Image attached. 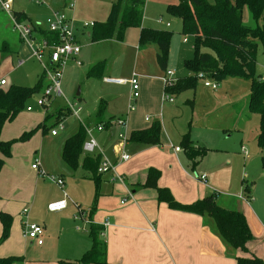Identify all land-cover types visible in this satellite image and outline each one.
I'll list each match as a JSON object with an SVG mask.
<instances>
[{"label":"rangeland","instance_id":"374dc122","mask_svg":"<svg viewBox=\"0 0 264 264\" xmlns=\"http://www.w3.org/2000/svg\"><path fill=\"white\" fill-rule=\"evenodd\" d=\"M115 1L76 0L75 17L81 24L104 22L109 16L111 5ZM208 1L213 2L214 0ZM44 2L45 4H37L33 0H15L14 10L25 11L33 19L32 23L41 24V27L46 30V19L50 15V8L63 9L68 0H44ZM178 2L179 0H145L143 15L144 26L169 30L173 33L167 70L174 71L176 79L185 78L189 75L185 62L193 56L194 44L192 35L182 33L181 20L168 12V6ZM244 23L247 25L254 24L248 9L244 10ZM44 32L41 31L35 34L38 43L43 40V37L47 36ZM139 36L140 28L131 27L126 30L122 43L118 41L115 43H98L96 41V46H91L90 43L84 45L81 53L82 65L77 66L69 61L64 70L61 80L63 96L53 95V102L50 106L39 105L38 100L43 96L45 87L49 84V80L45 79L44 86L26 101L24 110L13 120L4 123L1 138L6 141H13V143L9 155L0 153V157L5 162L3 169L0 171V178L2 180V178L7 177L12 180V183L14 182L15 186L13 184L9 186L10 196L0 198V210H3L1 206L4 201L19 206L21 202L14 203V201H22L27 196L32 198L36 191L37 181L41 182L39 192L44 196L48 197L59 193L56 183L51 181L48 175L55 176L61 173V169H65L63 172L66 180V192L70 193L68 189L84 191L85 202L82 203V207L86 211H90L97 200L95 197V183L83 180V188L78 187L77 180L68 175V170L64 167L61 158L58 157V151L66 141L69 132L79 126L80 122L69 110L68 101L83 107L80 114L82 120L88 112L92 113L90 122H100L105 117H112L113 119L104 122L106 125H109L112 120L117 119L123 113L129 112L130 88L128 84L107 83L103 81V77L88 78L87 73L93 67L95 61L107 59L112 64L107 76L128 79L134 71L140 74L141 69L138 67L137 59ZM157 52L158 47L154 45L153 54H147L145 59H150L151 55L156 60ZM20 60L23 61L21 65H19ZM43 63H47V59L40 61L34 56L31 46L20 38L19 33L14 28L11 16L0 10V79H5L8 82L6 86L4 85V88L9 87L11 84L35 85L38 74L43 70ZM142 65L143 63H141ZM157 66L158 72L162 73L163 70L159 65ZM256 75L264 77V52L261 46L257 55ZM141 77L139 81L142 79ZM205 80L216 82L209 78ZM205 80L198 77L193 88L183 90L175 95H164L163 89H160L157 98H155L154 93L140 96L137 104L138 110L135 113H130L128 129L136 127L147 116L152 119L148 126L150 127L155 122L154 116L156 115L161 122L162 143L156 150L159 156L156 155L155 150L150 149L134 156V149L129 145L126 152L131 154L132 158L126 163H121L122 167L120 166L119 169H125L124 173L127 175L133 169H137L138 165L146 160V157L155 159L163 156L166 157V170L164 168L166 179L169 177L171 181H178L189 186L190 184H201L198 178L202 171L213 169V167L220 168L216 178L226 187L218 186V192L214 193L218 198V202L223 204L225 194L236 195L237 191L242 194L244 176L246 175L248 180L257 179L253 177L257 175L256 171L263 166L262 156H257L249 145V142H253V144L255 141L257 142L260 131V115L251 111L248 106L250 80L242 77H228L217 82V89L205 86ZM169 96L175 98L173 103L168 100ZM101 100L106 101V113L103 117H97L96 109ZM28 107L32 109L28 110ZM47 111L49 114H46V119L49 120L44 122L43 116ZM60 119L63 120L64 128H61ZM58 121L59 123H57ZM51 124L59 132L56 137H48L45 133V129ZM86 125L94 128L87 122ZM117 131L119 133L121 129L118 127ZM27 132L32 133L28 137H23L24 133ZM185 133L189 134L190 139L195 144L223 151L210 150L199 162L196 169L192 170L182 144ZM105 135L106 132L99 137L98 141L103 139ZM127 141L129 140L127 139ZM242 145L247 149L248 154L246 157H244L245 153L242 150ZM176 147L181 148L182 152L177 154ZM143 148L150 147L144 145ZM104 153L110 161L115 160L117 153L112 143L107 146V151L105 150ZM227 156L233 158L231 164L226 163ZM36 157L40 159L43 171L49 173L44 177L40 174L43 178L38 176V171L32 169ZM12 163L14 164L13 170L10 169ZM160 169L162 171V168ZM14 170L15 174L13 173ZM93 184L94 193L90 197L86 194V191L87 189L90 190ZM227 187H230V189ZM253 198L250 199V203L255 202ZM123 202H125V199ZM72 204L77 213V204ZM76 213L73 212L71 219L68 216L62 218L52 217L47 223L51 224L52 227L63 229L70 222L72 224L75 222L78 227L77 241L81 243L85 238V242H88L87 238H89L91 228L87 223L83 224L84 221L80 219L81 217L74 220V214ZM46 226L47 228L42 237L45 245L43 247L27 245L22 239L21 221L19 220L16 223L13 218L9 237L0 243V257L20 256L23 258V262L25 261L24 264H59L61 260L74 261L82 257V254H73L74 248L70 244L66 230L62 233L60 239L57 237L53 240H47L46 230H48V225ZM1 233L2 225L0 222V236ZM19 264L23 263L19 262Z\"/></svg>","mask_w":264,"mask_h":264},{"label":"crops","instance_id":"0c3cea01","mask_svg":"<svg viewBox=\"0 0 264 264\" xmlns=\"http://www.w3.org/2000/svg\"><path fill=\"white\" fill-rule=\"evenodd\" d=\"M74 11L75 9L71 12V14L75 17ZM28 16L30 17L32 22L33 19L29 14ZM142 26H144L143 20ZM91 30L92 27L83 28V25L79 23V21H77L76 35L79 43L81 44V51L77 56V59L81 61V64L78 65L76 63V60L74 59L70 60L77 66L82 65L81 53L83 46L89 43L91 46H96L97 44L96 41L94 42L90 38ZM116 41L121 43L123 42L113 38L98 41V43H115ZM137 46L138 67H140L141 73L138 74L136 71L134 72L138 74L139 78L141 77V74H143L141 77L142 79L139 81L140 96L152 95L154 93L155 98H157V93L160 89H163V93L165 95L163 82V76L165 74V71L159 73L157 59L154 60L151 57L154 51V44L149 43L147 45ZM149 53H151L150 59H145V56ZM46 56L44 57V59L46 58L47 62H49V57L48 55ZM103 60L107 63V67L103 75L104 81V78L110 77L107 76V73L110 72V67H112V64L107 59L95 61L94 64ZM20 62H22L21 64H23V61L20 60L19 65H21ZM141 63H143L142 66ZM42 74L43 70L38 74L36 82ZM130 78L122 79L129 80ZM1 80L3 79H0V81ZM7 84L8 82L6 81L5 86ZM125 84H128L130 88L131 103L132 87L129 83ZM2 88H4V85ZM138 99L134 102V104L136 105L135 110H130V108L128 107L129 112L127 111L126 113H123L121 116L118 117L126 120L124 126L116 124H104L105 121L107 122L113 119L112 117H105L103 120H100V122H90V115H92V113L88 112V114H86L85 118L83 119L85 121H83L81 117V119L78 118L80 121L79 126L71 130L68 134V137L75 134L81 126L82 122H87L90 125L94 126V128L98 124H104V130L97 131L96 129H94V136L98 142L99 149L103 154L106 153H104V151H107V146L111 143L113 144V147L114 149H116L117 153L113 162L116 164L118 172L123 176L122 181L114 179V175L111 172L104 173L101 174V182L99 185V189H97L96 183L90 177L89 173H87L83 168L79 167L77 170H72L65 163L62 158V148L65 142L58 151V157H60L63 161L64 167L68 170V175L71 176L73 179L77 180L78 187L81 186V188H83V180H88L90 181V183H95V197L97 198V200L95 201V204H93L90 211H86V209L82 207V203L85 202V195L83 194L84 191H80L79 189H77V191H72L68 189L70 193L68 194L66 192V180L63 172L65 169H61V173L55 175L59 176L64 180L63 188L56 184L60 191L59 193L53 194L48 197L44 196L43 194H41V192H39L41 182L37 181L36 183L38 184L36 187V191L32 198L31 196H27L23 198L22 201H14V203L21 202L19 206H16V204H12L8 201L2 202L3 205L1 207L3 210H0V212L4 211L9 213L14 218V220H16V223H18L19 220L21 221L22 239L25 241V244L37 245V247H43L45 245L44 241L42 244H38L36 241L27 239L23 236L22 230L24 227L23 222L25 217L22 215V210L25 207H28L29 222L44 225V232L47 228L46 225H48V230H46L47 240H53L57 237L58 239H60L62 233L66 230L68 232L70 244H72L74 248L73 254L76 253L83 255L86 251H88L92 246V240L90 238V235L89 238H87L88 242H85V238H83V241L79 243L77 241L78 227L75 222L74 224L70 222L63 229L55 226L52 227L51 224L47 223L48 220L52 217L62 218L68 216L71 219L73 212L76 213V208L73 206L72 203H76L78 212L74 214V220H77L78 217H81L80 219L84 221L83 224L87 223L89 225V228H91L92 225H95L100 228V236L106 242L107 245L106 264H237V256H258L264 260V147H259L256 141L254 142V144L253 142H249V145L251 146L253 152L256 153L257 156L261 155L263 158L262 168L256 171L257 175L253 177L257 179L248 180L247 176L245 175L243 178L244 182L242 184V194L238 191L236 195L230 193L225 194V197H223V204L218 202V198H216L217 202L223 207L227 209L242 211L245 214L248 225L254 236L253 239L247 243V252L241 249L232 250L225 245L222 238L216 231L213 219L207 218L197 213L172 209L166 203L158 201L156 189L152 187L142 186L146 181L148 170L150 167H156L158 169L162 168L161 177L158 180L159 186L169 187L178 201L182 203H191L198 199H202L207 195L213 194L214 192H218V186L226 187V185L219 182L216 178V174L218 173L220 168L213 167V169L211 168L209 170L202 171L200 175L206 174V181H202L199 176L198 180L200 179L199 183L201 184H190L189 186L183 183H179L178 181H171L169 177L166 179V173L164 171V168L166 170V157L163 156L155 159L146 157V160L139 164L137 169H133L127 175L124 173L125 169H119L121 163H126L132 158L131 154L126 152L127 147L129 145L131 148L134 149V156H138L142 152L149 151V149L155 150L154 152H157L156 150H158V146H160L162 143L161 142L159 145H149L150 148H143L144 144L131 142L129 140L128 136H130L131 132H133L137 128H148L149 123L152 121L150 117V120H146V117H144L143 120H141V122L136 125V127L128 129L130 113H135L138 110ZM46 114L48 115L49 112L47 111L46 113H44V122L49 120L48 118L46 119ZM154 118L155 120H158L156 115L154 116ZM59 121L60 123L63 122L62 119H60ZM59 121L57 123H59ZM118 127L121 129L119 133L117 131ZM53 129V124H51V126H47V128L45 129V133H47L48 137H56L58 135L59 132H57L56 135H53L51 133ZM104 132H106V135L103 137V139L98 141L99 137ZM121 133L126 136L125 141L120 138ZM127 139L129 141H127ZM195 145L200 146L198 144ZM243 147L245 148V146L242 145V150ZM210 150L223 151L221 149ZM123 151L130 155V158L128 160L123 161L120 159V155ZM245 151L246 152L243 151L245 153L244 157H246L248 154L246 148ZM176 152L177 154H179L182 152V150ZM87 154L88 153L83 151L82 156ZM96 154H100V152ZM156 155L159 156L158 152L156 153ZM226 159V163H232L233 158L231 156H227ZM13 165L14 164L12 163L11 168L9 167L11 170H13ZM13 173L15 174V170L13 171ZM38 176L42 177L40 176L39 172ZM11 184L15 186L14 182L12 183V180H9L7 177L2 178V180L0 178V198H2V196L4 198L10 196L8 190ZM246 184L250 185L251 187L249 194L245 190ZM230 187L227 188L230 189ZM90 190L87 189L86 194L91 197V195H93L94 193V184ZM89 191L91 192L90 194ZM240 195H243L242 197L249 196V199L245 200L244 198L240 197ZM253 196L255 197L253 198ZM64 198H66L68 201V206L66 209L56 212H52L48 209V205L50 203L62 200ZM120 198L122 199L120 200ZM251 198L254 199V203H250ZM124 199L125 202H123ZM106 221H108L107 225H105ZM86 233H88V231H86ZM68 254L70 253L68 252ZM19 262L23 264L25 263V261L23 262L22 259L16 262L15 264H19Z\"/></svg>","mask_w":264,"mask_h":264},{"label":"trees","instance_id":"16d2710c","mask_svg":"<svg viewBox=\"0 0 264 264\" xmlns=\"http://www.w3.org/2000/svg\"><path fill=\"white\" fill-rule=\"evenodd\" d=\"M145 0H116L110 9L106 21L95 22L90 38L92 41L108 39L124 40L126 30L131 27L140 28L139 45L149 43L158 47L157 63L163 71H167L173 33L153 27L142 26ZM248 9L253 25L244 23V10ZM168 12L178 17L182 23V33L194 37L193 56L185 62L189 75L178 78L173 85L165 86V94H179L183 90L196 85L199 74L204 80L216 82L228 77H242L250 80L248 98L249 109L260 115L259 134L257 144L264 147V78L256 75L257 55L260 49L264 52V0H179L177 4H170ZM15 16L20 21L31 22L24 11H16ZM45 31L46 38L51 42L57 40L58 35ZM106 61H99L88 71V78H101L106 70ZM46 77L43 73L33 86L12 84L7 88L0 87V153L10 154L13 141L1 139V132L6 121L13 120L25 108L26 101L36 94L43 86ZM106 101L101 100L97 107L96 116L103 117ZM32 132L24 133L28 137ZM87 133L81 125L78 131L68 137L62 148V158L72 169L83 168L96 183L99 189L101 174L98 167L101 155H84L83 144ZM131 142L144 145H159L161 143V122L155 120L145 129L135 130L129 136ZM182 144L192 170L207 155L210 149L195 145L189 134L183 135ZM4 159L0 157V171L4 167ZM161 170L150 167L146 181L142 186L156 189L159 202L166 203L170 208L186 212L197 213L213 219L215 228L225 245L232 250L248 251L247 243L253 239L245 214L240 210L227 209L217 202L215 193L205 196L191 203H182L173 195L171 189L159 186L158 180ZM249 194L251 187L245 185ZM2 233L0 243L10 234L13 217L4 211L0 212ZM91 248L81 258L69 261L61 260L59 264H106L107 245L100 236V228L91 226ZM19 256L0 257V264H15L22 260ZM237 264H264L258 256L236 257Z\"/></svg>","mask_w":264,"mask_h":264},{"label":"built area","instance_id":"2783aa9c","mask_svg":"<svg viewBox=\"0 0 264 264\" xmlns=\"http://www.w3.org/2000/svg\"><path fill=\"white\" fill-rule=\"evenodd\" d=\"M37 4H45L44 0H33ZM15 0H0V10L6 12L11 16L13 21L14 28L20 35V38L26 41L32 48L34 56L37 57L38 60L43 61L46 54L49 57V62L43 63V73L45 74L46 79L49 80V84L45 87V91L43 96L38 100V104L42 106H50L53 102L52 96H63V91L61 88V80L63 77L64 70L71 59L76 60L78 65L81 64V61L77 59L81 51V44L78 41L76 32H77V19L71 14V12L76 7V0H68L67 4L63 9H53L50 8V15L46 19L47 24V32L55 33L58 35L57 40H52L51 42L46 37H43V40L38 43V38L35 37L37 32L42 30L41 24H34L29 21H20L15 16L14 10ZM161 21V19H159ZM83 28L93 27L94 23H83ZM36 44V45H34ZM22 62H20L21 64ZM198 77H202L204 79L203 74H199ZM264 78V77H263ZM177 79L175 78V72L172 70L165 71L163 76L164 87L171 86ZM104 81L107 83H115V84H125L129 83L132 87V96L131 103L129 105L130 110H135L136 105L134 104L135 100H137L140 96V85H139V77L136 72H134L129 80L122 78H112L106 77ZM6 84V80L0 81V86ZM205 86L211 87L212 89H217V82L205 80ZM170 102H174L175 98L173 96H169L168 99ZM68 101V100H67ZM69 110L75 115L77 118H80V114L82 111V107L77 103L69 102ZM31 107H28V110H31ZM146 120H150L149 117H146ZM126 120L123 118H117L112 120L110 124L122 125L124 126ZM61 128L64 127L62 123ZM82 125L85 127L87 138L83 144V151L88 154H96L100 152L101 154V162L98 167V172L100 174L111 172L114 175V179L123 180V176L118 172L117 166L113 161H110L105 154L101 152L99 149L98 142L94 136V128L86 125V123L82 122ZM104 124H98L95 129L97 131L104 130ZM57 130L53 129L52 134L56 135ZM120 138L125 141L126 136L124 134H120ZM176 151H181V148L176 147ZM243 151L245 148L243 147ZM130 158V155L125 151L120 155V159L125 161ZM32 168L37 170L42 176H47L48 173L44 172L41 169L40 159L38 157L35 158V161L32 164ZM50 180L55 182L58 186L64 187V180L59 176L48 175ZM200 179L202 181H206V174L200 175ZM243 195H240L242 197ZM245 200L249 199V196L242 197ZM68 206V201L66 198L62 200H58L52 202L48 205V209L52 212L61 211L66 209ZM28 213L29 208L25 207L22 210V215L25 217L24 219V227H23V236L27 239H31L36 241L38 244H42V236L44 234V227L37 223H31L28 221ZM108 224V221L105 222V225Z\"/></svg>","mask_w":264,"mask_h":264},{"label":"water","instance_id":"95a60500","mask_svg":"<svg viewBox=\"0 0 264 264\" xmlns=\"http://www.w3.org/2000/svg\"><path fill=\"white\" fill-rule=\"evenodd\" d=\"M79 94V93H78Z\"/></svg>","mask_w":264,"mask_h":264}]
</instances>
